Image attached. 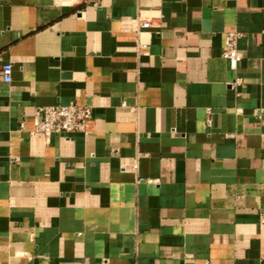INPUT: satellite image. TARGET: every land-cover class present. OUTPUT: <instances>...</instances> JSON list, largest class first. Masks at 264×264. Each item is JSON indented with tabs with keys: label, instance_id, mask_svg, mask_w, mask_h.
Wrapping results in <instances>:
<instances>
[{
	"label": "crops",
	"instance_id": "0c3cea01",
	"mask_svg": "<svg viewBox=\"0 0 264 264\" xmlns=\"http://www.w3.org/2000/svg\"><path fill=\"white\" fill-rule=\"evenodd\" d=\"M6 63L0 264H264V0H0Z\"/></svg>",
	"mask_w": 264,
	"mask_h": 264
},
{
	"label": "built area",
	"instance_id": "2783aa9c",
	"mask_svg": "<svg viewBox=\"0 0 264 264\" xmlns=\"http://www.w3.org/2000/svg\"><path fill=\"white\" fill-rule=\"evenodd\" d=\"M140 27H149V22L143 21ZM241 33L229 31L225 35V43L221 56L230 68L236 69L241 61L238 40ZM13 65L6 63L1 67L0 74L6 83L12 81ZM93 117V107L72 101L68 104H58L39 108L35 116V126L32 134H42L49 137L52 133H63L70 135L86 128L87 122Z\"/></svg>",
	"mask_w": 264,
	"mask_h": 264
}]
</instances>
